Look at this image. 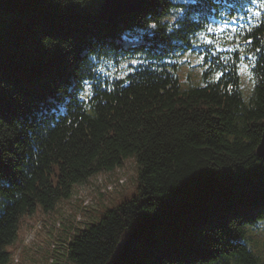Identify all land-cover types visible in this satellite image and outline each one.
I'll use <instances>...</instances> for the list:
<instances>
[{"label":"trees","instance_id":"obj_1","mask_svg":"<svg viewBox=\"0 0 264 264\" xmlns=\"http://www.w3.org/2000/svg\"><path fill=\"white\" fill-rule=\"evenodd\" d=\"M197 2L147 0L104 23L94 0H0V264L22 215L128 154L137 192L74 235L75 264H264V21L243 46L257 56L247 99L231 70L181 90L168 58ZM140 51L157 63L126 85L94 77L93 100L77 99L92 56Z\"/></svg>","mask_w":264,"mask_h":264},{"label":"rangeland","instance_id":"obj_2","mask_svg":"<svg viewBox=\"0 0 264 264\" xmlns=\"http://www.w3.org/2000/svg\"><path fill=\"white\" fill-rule=\"evenodd\" d=\"M195 71L190 66L191 78H196ZM178 74L184 76L180 70ZM241 78L248 94L250 75L242 70ZM137 172L136 157L128 154L114 168L72 183L70 195L59 198L51 209L44 210L38 204L31 213L22 215L15 238L4 246L9 257L7 264H75L67 256L71 239L81 229L99 221L108 209L136 194ZM254 238L262 241L259 236Z\"/></svg>","mask_w":264,"mask_h":264},{"label":"water","instance_id":"obj_3","mask_svg":"<svg viewBox=\"0 0 264 264\" xmlns=\"http://www.w3.org/2000/svg\"><path fill=\"white\" fill-rule=\"evenodd\" d=\"M146 0H103L99 16L104 21H115L119 16L139 11ZM259 157H264V125L261 142L256 149Z\"/></svg>","mask_w":264,"mask_h":264},{"label":"snow or ice","instance_id":"obj_4","mask_svg":"<svg viewBox=\"0 0 264 264\" xmlns=\"http://www.w3.org/2000/svg\"><path fill=\"white\" fill-rule=\"evenodd\" d=\"M149 27H151V28H155L156 25H155V24H151V25H149ZM208 31H209V32H212V31H214V29L209 28ZM206 42H207V43H211L210 40H209V41H206ZM131 63L135 64V63H137V61L133 60ZM245 67H247V66H245ZM128 71H132V69L129 68ZM222 75H223V73H221V72H217V73H216L217 78H219V77L222 76ZM85 84L87 85L88 82L85 81ZM85 94H87V91L85 92Z\"/></svg>","mask_w":264,"mask_h":264}]
</instances>
